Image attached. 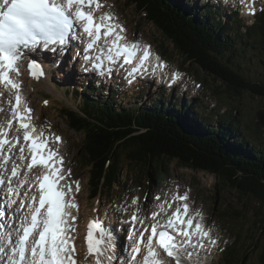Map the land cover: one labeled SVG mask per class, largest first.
Returning <instances> with one entry per match:
<instances>
[{"label": "snow or ice", "instance_id": "6c2138e0", "mask_svg": "<svg viewBox=\"0 0 264 264\" xmlns=\"http://www.w3.org/2000/svg\"><path fill=\"white\" fill-rule=\"evenodd\" d=\"M104 7L102 0H0V87L10 96L11 116L0 125V169H5L0 173V186L7 184V195L0 203V264H82L77 258L74 235L77 216L73 210L78 205L71 185L62 183L71 170L64 172L63 158L50 146L59 142L60 137L50 141L43 130L37 132L19 76L26 52L42 47L63 53L71 40L79 39L85 44L83 60L93 71L110 73L111 66L118 61L122 60L121 68L135 61L127 70L129 84L137 73L148 72L153 56L150 46L129 41L126 30L111 11L96 15ZM155 61L151 66L153 73L157 68H165L158 56ZM27 69L34 79L44 75L35 59H27ZM178 78V73L172 74L173 80ZM14 124L17 135L9 138ZM17 147L18 159L26 161L24 179H20L21 165L12 161ZM37 167L44 171L30 180L28 173ZM73 183L75 192H79V181ZM33 186L38 195L32 192ZM188 200L186 192L173 193L171 201L158 204L157 211L148 217L142 215L138 198H133L131 205L136 208L122 221L130 225L127 239L131 243L124 248L126 254L117 251L110 229L99 219H90L83 264H88L89 258L91 264H202L200 250L211 248L218 241L212 229L202 222L201 212L193 211ZM174 203L176 207L169 215ZM16 205L15 211L4 210ZM161 214L167 217L163 221L158 218ZM17 217L19 223L14 224ZM162 254L168 259H162Z\"/></svg>", "mask_w": 264, "mask_h": 264}, {"label": "rangeland", "instance_id": "374dc122", "mask_svg": "<svg viewBox=\"0 0 264 264\" xmlns=\"http://www.w3.org/2000/svg\"><path fill=\"white\" fill-rule=\"evenodd\" d=\"M235 1L236 0H231V4L234 5L236 3ZM105 2L107 7L104 11H111L118 20L122 21L128 30L127 36L129 40L139 41L142 45L150 44L156 52H160L166 56L165 59L169 62L168 74L173 70L179 71L183 75L182 81L188 86L194 87L196 83H199L202 84V87L199 90L196 89L197 95L194 98L193 94L190 93L189 95H185L186 97H183L180 88H175V92L167 94L169 90L164 86L163 88H154L153 84L144 85L140 93L128 89H120L118 94L113 92V89H111L112 87L108 89L105 84H96V87L99 88L98 92L100 93L98 97H96L88 94V92H90L89 89L92 88L93 85L90 80H83L82 82L79 80L72 81L73 75L70 76L71 74L69 75L68 72L69 69L63 66L56 76L58 81L56 79L54 80L57 92L60 95L53 89V80L51 82L49 81L54 94L58 96L55 97L49 94L52 91L44 88L37 89V91H41L39 94L33 93L29 80L27 78L22 79L24 97L30 102L32 107H34L37 118L41 123H44V126L47 127L50 132H58L66 138L67 142L65 148L63 147V151L67 157L69 154V158H71L70 165L75 171V176L81 179L83 185L85 183L86 191H83L80 195L81 210L79 213L82 216L80 224L89 213L91 215L94 212L97 207L94 201L97 199L90 200L86 198L87 195H84L87 193L88 169L83 167L78 171V163L76 162L74 164L77 160V154H74V152L81 146V143H83V136L68 130L66 123L62 120V118H65L60 114L61 109L76 111L82 109V99L71 96V92L70 95H67L65 93L66 89H74L79 92L84 90L87 97L92 100L96 98L100 102L104 101L102 99L105 95L109 97L117 95V105L114 106L117 110H119L120 106H123L126 109L130 108L129 110L132 111L135 107L139 109V106L152 104L154 100L161 101L162 106H165L164 102L166 101L170 104L168 108L170 109V118L178 116L184 119L188 117L193 124L191 125L194 128L197 126L196 129L203 132L210 131L211 129L217 130L223 118H232V121L240 127L238 131H234L233 129L231 131L229 130L227 134L228 137H246V148L248 149L256 146L264 147V131H262L264 128L259 127L256 123V114L261 111L260 109L264 108V101L262 99L245 92L242 93L241 97H236L221 81L213 76L207 75L204 71L197 69L189 62L184 61V58L174 45V40L167 37L163 31L155 28L151 19H144L143 14L136 11L135 3L129 2V0H105ZM178 2L189 9L187 10L188 14L196 15L197 20L208 18V13L204 12L208 7L206 6L208 0H178ZM212 10H214V8ZM218 12L220 13L221 11ZM143 13L144 16L148 18L149 14L147 12ZM214 17L216 21L222 17L220 19L222 23L225 21L227 23L229 22V28L231 29L230 36L232 38L238 35L244 39L254 40L256 48L246 51V53H244L245 56H240L241 60L239 59L237 61L240 65L238 71L250 82L259 84L260 86L264 85V57L263 55L256 54L260 48L264 47V39L263 36L261 37L260 30L257 27L252 29L255 17L242 19V15H240L237 17L234 16L235 18H233L228 11H222L218 16L214 14ZM260 25L264 27L263 23ZM238 29H240L239 32L241 35L237 33ZM72 74H74V78H79L76 68ZM76 75L78 76L76 77ZM116 83L117 82H114V85ZM87 84L89 86H87ZM34 85L36 84L32 86ZM33 89H36V87ZM178 93L182 94V96H178ZM171 96H173L172 100ZM42 99L49 100L48 106L47 104L43 106ZM51 101L53 102L51 103ZM179 101L186 105L187 109L181 111ZM189 101L191 102L190 105ZM174 102H177L176 105ZM94 113L93 110H90L91 115ZM91 115L90 117L94 120L93 123H100L98 119ZM60 116H62V118ZM35 122L36 120L34 123ZM132 127L134 128L133 125ZM223 128L227 129V126L224 125ZM143 130L146 131V129ZM139 134L140 132L136 135ZM114 142L113 145L115 147L120 143L118 140H114ZM261 150L262 149L257 151L259 152ZM254 157L260 156L255 152ZM102 164L103 163H99V172ZM123 167L125 169L124 172L122 169L118 174L120 176L119 178L122 179V183L118 181L117 185L115 184L109 188L110 190L106 188V195L99 197L100 202L98 209L104 213L105 218L115 215L117 218H121V222L128 219L127 217L130 216L131 211L136 207L135 205H131L133 198H140L139 206L143 209L145 216L151 215L153 211H157V205L168 200V198L171 199L173 193L182 195L186 192L189 196L193 211L199 210L201 212L203 222L212 228V234L217 237L219 242H222L218 248L216 247L215 251L211 250V254L209 251L205 255H201V259L207 257V261L203 264H221L223 258L226 260V255L225 257L223 256V245H229L234 236L238 239V246L236 247V252H234L233 260H241L240 254H242V256H244V261L242 260L240 264H258L255 258L256 252L252 250L247 252L246 250V247L251 246L253 243L252 238L254 237V232L248 228L250 226L248 222H252L254 219L253 214H255L257 209L255 200L249 198L237 199L236 194L229 189H220L222 185L218 183L215 175L207 170L193 169V167H186V165L183 166L179 164V158L170 161L167 169H163V171L166 172L162 173V177L159 179L153 178L152 181L144 174L141 175L139 172L137 174L135 169L130 171L125 168L126 163H124ZM155 167L153 171L161 172L160 170L157 171V166ZM139 181H141V184L138 183ZM123 182H125V185ZM139 186L145 187V190L143 187L138 190ZM150 186L154 188V194H144L143 191L147 192L146 190H148ZM188 186L191 187L192 190H189ZM143 196H146L145 201L141 200ZM157 197H159V199H157ZM84 199H86V201ZM113 201L115 202V207L112 205L114 204ZM232 208H234V210H232ZM259 213L264 217L263 211ZM259 213L258 217L260 216ZM107 221L108 220L105 222ZM228 222H235L236 225H239L240 236L236 233V225H229ZM258 235H260L259 232L257 236ZM227 239L228 242L226 241ZM227 247L228 246H225V250ZM238 251L240 254H237Z\"/></svg>", "mask_w": 264, "mask_h": 264}, {"label": "trees", "instance_id": "16d2710c", "mask_svg": "<svg viewBox=\"0 0 264 264\" xmlns=\"http://www.w3.org/2000/svg\"><path fill=\"white\" fill-rule=\"evenodd\" d=\"M129 2L135 3V9L140 14L147 12L149 16H143L144 19H151L155 28L174 40L184 61L221 81L236 97H241L245 92L264 101V85L250 82L238 71L240 56L256 47L242 37L232 38L229 24L214 22L213 16H209L207 23L214 22L209 28L206 21L190 18L173 0ZM263 20L264 14L258 16L255 26L264 39V27L260 25ZM256 54L264 57V49ZM112 106L109 102L99 105L87 100L83 102V116L61 110L69 121L67 127L85 136L83 150L87 163L92 165L93 194L121 182L118 174L122 169L124 172V163L128 170L135 169L137 174H144L152 181L153 178L162 177V173L166 172L163 169H167L170 161L179 158V164L183 166L207 170L215 175L222 185L220 189H229L236 194L237 199L256 201L254 219L248 222V228L254 232V244L247 249L254 247L258 264H264V217L259 213H264V147L258 152L256 147L246 148V137H228L229 130L238 131L240 127L231 121L224 120L219 123L217 130L203 132L183 122L178 116L170 118L169 113L158 110L160 104L144 112L134 110L131 114L118 113ZM90 110L95 113L91 115ZM260 110L256 114V123L264 128V108ZM90 115L100 123H93ZM224 125L227 129L223 128ZM114 140L120 142L116 147L113 145ZM255 152L260 157H254ZM99 163H103L100 172ZM155 166L161 172L153 171ZM258 232L260 235L257 236ZM243 259L241 255V261ZM228 261L227 264L234 262L232 255Z\"/></svg>", "mask_w": 264, "mask_h": 264}, {"label": "bare ground", "instance_id": "6f19581e", "mask_svg": "<svg viewBox=\"0 0 264 264\" xmlns=\"http://www.w3.org/2000/svg\"><path fill=\"white\" fill-rule=\"evenodd\" d=\"M104 10L102 9L101 10V12H103ZM100 12V13H101ZM141 14H143V16H144V13H141ZM203 17V16H202ZM127 37V39H128V36H126ZM70 76H72V74L70 75ZM51 82V81H50ZM50 82L49 81H44V82H40V83H38V84H36V86L38 87V88H44V89H49L50 91H52L53 93H54V91L52 90V87H51V85H50ZM109 83V82H108ZM33 84H31L30 86L31 87H33L32 86ZM0 88H2V87H0ZM54 89V88H53ZM36 92V91H35ZM0 108H3L4 109V113L2 114V115H0V122H2V121H5V120H7L8 119V116H9V114H7L8 113V108H6V105H5V103L3 102L2 103V105L0 106ZM33 121H35V120H33ZM98 147V146H97ZM17 161H18V164L19 165H22V164H24L25 162L24 161H21V160H19V159H17ZM31 174H33V173H31ZM4 186H7V184H5ZM23 194V193H22ZM81 195V194H80ZM84 203L86 204V202L84 201ZM167 207V206H166ZM80 210H81V206H80ZM169 214V213H168ZM78 215H79V213H78ZM165 215L164 214H161V217L159 218V219H161V220H163V219H165ZM90 219H95V214H94V212L90 215V213L85 217V219H84V221L83 222H81V224H80V222H78V226H77V230H76V232H77V234H76V239H75V241L78 243L77 245H78V248H77V254H78V256H79V260L82 262V264H83V260H84V256H85V252H86V246H84V245H82V236H83V234H84V226H85V222L86 221H88V220H90ZM103 220H101V222H102ZM153 221H151L150 220V224L152 223ZM112 224H114V222H112L111 223V227L113 226ZM113 228V227H112ZM210 250H212V249H210ZM117 251H119V249H118V247H117ZM91 260V258H89V261Z\"/></svg>", "mask_w": 264, "mask_h": 264}, {"label": "clouds", "instance_id": "9594fccd", "mask_svg": "<svg viewBox=\"0 0 264 264\" xmlns=\"http://www.w3.org/2000/svg\"><path fill=\"white\" fill-rule=\"evenodd\" d=\"M235 125H236V124H235ZM261 148H263V147H258V146H256V149H258V150L261 149Z\"/></svg>", "mask_w": 264, "mask_h": 264}]
</instances>
